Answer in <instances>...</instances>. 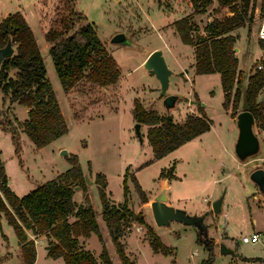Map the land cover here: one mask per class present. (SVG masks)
<instances>
[{
	"label": "rangeland",
	"instance_id": "obj_1",
	"mask_svg": "<svg viewBox=\"0 0 264 264\" xmlns=\"http://www.w3.org/2000/svg\"><path fill=\"white\" fill-rule=\"evenodd\" d=\"M259 1L250 0L248 20L230 30L235 36L232 48L238 60L237 70L242 75L240 90H243L248 76L255 73V66L264 60V44L256 35L263 16ZM16 4L25 9V20L32 29L45 64V77L51 83L68 128L45 146L35 147L21 129V122L28 115L26 106L15 102L13 108L10 107L8 97L0 91V159L8 187L18 196L26 194L36 185L67 169V155H61V149L67 150L68 155L76 154L83 174L90 181L84 184L87 190L90 186L89 201L93 208L98 209L96 221L101 231L100 241L94 233L87 238L80 237L79 241L83 248L90 250L98 264H103L98 258L102 244L112 264H121L100 216L101 205L97 186L93 182L95 174H104L105 190L109 199L115 202L123 200L122 180L125 178L128 186L126 203L135 213L140 211L144 221L155 229L150 201L140 202L134 180L145 195L155 196L163 188L161 179L166 178L160 174L161 171L173 167L164 193L174 203L173 207L181 208L188 214L208 211L203 220L208 225L207 238L209 243L213 241L212 247L208 249L197 237L194 225L175 221L167 227H156L160 239L170 248V254L153 252L145 227L131 222L121 237L129 258L135 264H200L208 258H212L210 264H250V261L257 264L264 257V195L248 176L255 167L264 168V163L247 161L239 164L236 161L233 153L237 135L235 116L231 118L230 107L227 111L222 108L220 75L217 72H194L193 46L181 41L172 23L190 13L188 19L197 28L193 34H204L203 26L212 17L221 18L230 14L229 8L218 7L216 0L207 5L202 13H193L189 0H0V10L3 12L5 7L13 10ZM65 18L72 29L84 23L93 25L117 63L119 77L114 85L102 88L82 79L63 91L43 32L48 28L59 29L61 20ZM118 31L131 38L133 45L112 43L110 37ZM152 47L161 49L171 71L166 94L179 95L169 110L162 106L158 79L146 71L144 61L141 62ZM135 97L146 109L159 107L178 122L190 113L197 114L201 108L210 120L209 130L153 159L145 137L146 126L139 124L140 138L135 130L131 112ZM263 98L264 85L256 99ZM240 110L239 104L236 111ZM253 129L259 138L260 152L257 155L264 154V140L256 121ZM144 162L147 163L141 165ZM78 190L81 189L74 187V192ZM221 193L223 198L219 212L213 213L203 207L206 205L203 197L211 201ZM202 207L206 209L200 211ZM250 232H258L260 240L239 242L241 235ZM3 236H8V244L12 245L13 264H19L14 250L18 243L13 227L0 214V248ZM107 239L109 241L106 242ZM221 242L234 254H220L218 244ZM37 248L33 264H64L61 257L46 256L44 249Z\"/></svg>",
	"mask_w": 264,
	"mask_h": 264
},
{
	"label": "trees",
	"instance_id": "obj_2",
	"mask_svg": "<svg viewBox=\"0 0 264 264\" xmlns=\"http://www.w3.org/2000/svg\"><path fill=\"white\" fill-rule=\"evenodd\" d=\"M212 1L189 0L194 8L193 13L204 12ZM216 1L218 7L226 6L231 13L221 18L212 17L202 28L204 34H193L197 28L188 19L190 13L175 19L172 22L174 29L183 43L193 46L195 73H219L223 91L222 108L227 111L230 107L233 117L240 104L241 109L251 111L256 127L264 131V98L256 99L264 85V60L261 62L262 69H255V73L248 76L243 90H240L242 75L237 70L238 60L233 54L235 36L230 33L235 26H241L248 20L250 0ZM259 10L264 16V0L259 1ZM61 22L59 29H46L43 38L48 43L47 51L63 91L69 90L82 79L97 86L115 83L119 77L117 63L93 25L84 23L72 29L66 18ZM8 46L12 48L10 53H7ZM0 55V91L8 97L9 104L17 102L27 107L28 115L21 122L22 132L37 148L63 135L67 130V122L51 83L45 77V64L32 29L18 10L7 12L0 20ZM198 110L197 114L190 113L178 122L169 114L146 109L138 97L133 98L131 107L134 122L146 126L145 137L153 159L166 155L185 141L209 130L210 120L204 110ZM67 160L69 166L63 172L18 196L8 187L0 159V213L13 227L23 264H33L35 258V242L28 239V230L33 235L44 234L47 237L46 256L61 257L64 264H98L90 250L83 248L79 241L80 237H87L91 233L101 240L94 208L84 184V174L76 154L70 153ZM172 170L173 167L162 170L160 174L168 179ZM93 182L97 186L101 205L100 216L121 264H135L127 255L121 240L125 227L131 222L145 227V235L153 252L170 254V248L153 227L144 221L142 213H135L126 203L128 186L125 178L122 180L123 200L118 204L108 197L104 174L96 173ZM134 185L140 202L147 201L135 180ZM76 186L83 194L79 204L73 200ZM212 244L213 241H210L208 249ZM98 258L103 264H112L104 244ZM211 260H202L200 264H210Z\"/></svg>",
	"mask_w": 264,
	"mask_h": 264
},
{
	"label": "water",
	"instance_id": "obj_3",
	"mask_svg": "<svg viewBox=\"0 0 264 264\" xmlns=\"http://www.w3.org/2000/svg\"><path fill=\"white\" fill-rule=\"evenodd\" d=\"M110 41L114 44L119 43L124 46L133 45L131 38L125 35L123 32H115L110 37ZM9 47V46H8ZM12 48L9 47L7 53H10ZM2 56L0 55V59ZM143 67L150 74H154L159 81V93L162 101V106L165 110H169L175 104L176 100L179 99L177 93L166 94L165 90L168 85L170 76V69L167 67L162 56V51L159 48L152 49L144 59ZM235 126L237 127V135L233 142V153L236 161L239 164H244L248 158L257 155L260 152L259 138L254 132V117L250 110H240L235 114L234 117ZM139 122L135 123V130H137L140 138ZM61 155H68L67 150L61 149ZM249 179L253 182L258 191L264 195V169L254 168L249 173ZM86 182H90L86 175H84ZM76 188H78L76 186ZM223 193L219 194L216 198L211 200L210 211L217 213L220 211L222 204ZM166 200L164 189L156 194L150 203L151 216L156 226H169L171 222H180L183 225L195 226L197 230V237L209 247V238H207V227L208 225L204 222V217L208 211L196 214H188L185 210L169 205ZM220 254H234L231 248H228L224 243H219Z\"/></svg>",
	"mask_w": 264,
	"mask_h": 264
},
{
	"label": "crops",
	"instance_id": "obj_4",
	"mask_svg": "<svg viewBox=\"0 0 264 264\" xmlns=\"http://www.w3.org/2000/svg\"><path fill=\"white\" fill-rule=\"evenodd\" d=\"M213 3H215V2H213ZM190 5H191V3H190ZM16 10H18V11H20L21 13H22V15L24 16V13H25V9H24V7L22 8V7H20V5L19 4H16L15 5V7L13 8V10L12 9H9V7H5L4 8V11L2 12V10H0V20L5 16V14L7 13V12H12V11H16ZM24 18H25V16H24ZM36 40V39H35ZM154 48H156V47H152V49H154ZM152 49H150L148 52H146L145 54H144V57L142 58V60H141V62L142 61H144V59L146 58V55L150 52V51H152ZM118 80V79H117ZM116 80V81H117ZM116 83V82H115ZM115 83H113V84H110V85H105V86H100V85H98L99 87H110L111 85H114ZM97 86V85H96ZM13 103H15V102H13ZM13 103H11V104H8L10 107H12L13 108V106H12V104ZM149 109H155V110H158L159 112H162V114H163V109H159V107H150ZM26 110H27V107H26ZM232 119H233V117H231ZM67 122V121H66ZM67 128H68V122H67ZM56 174H59V173H56ZM55 174V175H56ZM167 182H168V179L167 178H164V179H161V184H163V188L162 189H167V187H168V185L169 184H167ZM89 188H90V186H89ZM89 188H88V190H89ZM88 190H87V194H88ZM75 195H77V196H75ZM154 196V195H153ZM153 196H149V195H146V198L148 199V201H151L152 200V198H153ZM76 197V198H75ZM88 198H89V194H88ZM82 199H83V194H82V191L81 190H78V191H75L74 193H73V200L76 202V203H81L82 202ZM89 200H90V198H89ZM202 201H204V202H206V205H204L203 207H206L208 210L210 209V203H211V201L208 199V197H203L202 198ZM114 203H119V202H121V201H119V202H115V201H113ZM165 202H167L169 205H174V203L173 202H171V200H169L167 197H166V200H165ZM142 203H144V202H142ZM145 203H146V201H145ZM201 208L200 209V211H204V209H206V208ZM100 210H101V207H100ZM97 211H98V209H96V208H94V212H95V216L97 215ZM199 211V212H200ZM0 214H2V213H0ZM96 220H97V216H96ZM97 222V221H96ZM98 226H99V224H98ZM156 227L157 226H155L154 228V231L156 232ZM100 230V229H99ZM101 232V231H100ZM107 233L108 232H106V235H107ZM156 234H158L157 232H156ZM26 235H27V237H28V239L29 238H31V239H33V242H35V258H36V255H37V247L38 246H40L42 249H44V251H45V253H46V249H45V246L47 245L46 243V241H47V237L44 235V234H38V235H33L32 233H31V231L29 230V231H26ZM91 235V234H90ZM89 235V236H90ZM89 236H87V237H89ZM8 237V236H7ZM6 236L4 237L3 236V238H4V240H3V245H2V247L0 248V264H13V261H12V245H9L8 244V238H7ZM86 237V238H87ZM106 242L107 241H109L108 239L107 240H105ZM123 241V240H122ZM17 242V241H16ZM14 250H15V252L17 253V255H16V257H17V260L19 261V264H23V262L21 261V259H20V248H19V244H17V246L14 248ZM35 258H34V260H35Z\"/></svg>",
	"mask_w": 264,
	"mask_h": 264
},
{
	"label": "built area",
	"instance_id": "obj_5",
	"mask_svg": "<svg viewBox=\"0 0 264 264\" xmlns=\"http://www.w3.org/2000/svg\"><path fill=\"white\" fill-rule=\"evenodd\" d=\"M256 35H258V39L260 42H262L264 44V16H262L261 21L259 22L257 31H256ZM255 69H262V63H258L255 66ZM262 136H263V140H264V131H262ZM247 161H256V162H260V163H264V154H259V155H255L253 157H250L247 159ZM247 161L245 163H247ZM244 163V164H245ZM255 168H259L258 166ZM262 169H264L263 167H260ZM262 200L264 202V196L262 197ZM260 236L258 232H250L248 233V235H241L239 242L241 243H249V242H256L260 240ZM253 261H250V264H252ZM257 264H264V257L262 259H259Z\"/></svg>",
	"mask_w": 264,
	"mask_h": 264
}]
</instances>
